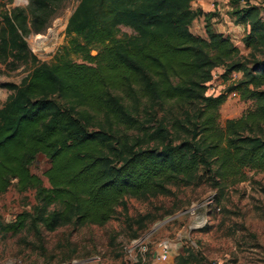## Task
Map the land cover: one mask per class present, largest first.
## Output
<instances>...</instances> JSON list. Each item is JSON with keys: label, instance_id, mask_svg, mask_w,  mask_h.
Returning <instances> with one entry per match:
<instances>
[{"label": "trees", "instance_id": "trees-1", "mask_svg": "<svg viewBox=\"0 0 264 264\" xmlns=\"http://www.w3.org/2000/svg\"><path fill=\"white\" fill-rule=\"evenodd\" d=\"M62 0H29L0 15V63L34 67L0 107V195L14 186L35 190L33 212L0 222V233L28 224L54 232L66 225H104L126 198L172 193L170 185L209 183L221 193L244 181L245 169L264 171V17L244 0L232 14L249 26L247 54L216 30L215 12L193 0H80L51 63L39 61L26 36L42 32ZM241 0H232L237 4ZM205 17L206 36L191 23ZM128 27L131 33L122 32ZM242 77L227 92L255 106L219 123L227 93L208 94L213 70ZM180 113L158 118L166 105ZM138 135H130L129 131ZM154 142V145H149ZM38 155L50 162L33 173ZM148 215L137 222L141 227Z\"/></svg>", "mask_w": 264, "mask_h": 264}, {"label": "rangeland", "instance_id": "rangeland-1", "mask_svg": "<svg viewBox=\"0 0 264 264\" xmlns=\"http://www.w3.org/2000/svg\"><path fill=\"white\" fill-rule=\"evenodd\" d=\"M232 0H193V9L215 12L211 21L215 29L230 33L241 53L247 54L243 37L246 30H233L236 5ZM262 8L264 0H251ZM80 0H62L56 5L47 28L26 36L29 48L39 61L51 63L62 45L67 43L65 28ZM16 7L29 9V0H0V15ZM204 16L190 26L196 35L206 36ZM235 29V28H234ZM121 31L131 33L128 27ZM42 40V41H41ZM34 67L31 61L0 63V107L12 91L2 87L5 82L20 83ZM223 68L213 70L208 94L227 93L219 108V123L224 126L231 118H238L255 106L252 100H243L239 94L227 92V87L242 77L234 72L229 79L221 77ZM158 111V118L170 121L179 115L177 109L166 105ZM138 135L137 131H129ZM149 145H154L151 142ZM50 167L44 155H38L31 167L41 176ZM246 179L225 187L221 193L207 182L197 185H170L172 193L148 199L127 197L124 209L117 208L115 217L104 225L76 226L73 224L46 231L42 226L28 222L19 233H0V264H264V171L245 169ZM35 190L18 192L14 186L0 195V222H12L18 213L33 212ZM215 201L206 204L210 196ZM220 207L216 211L215 207ZM148 215L141 227L138 220ZM203 215L207 222L201 225ZM167 241L169 254L159 256L160 243ZM143 243V244H142ZM142 244V245H141ZM147 245L143 252L141 247Z\"/></svg>", "mask_w": 264, "mask_h": 264}, {"label": "built area", "instance_id": "built-area-1", "mask_svg": "<svg viewBox=\"0 0 264 264\" xmlns=\"http://www.w3.org/2000/svg\"><path fill=\"white\" fill-rule=\"evenodd\" d=\"M214 201H215V199H214V195H212V196L209 197V199L207 200L206 204H212ZM215 210H216V211H220L221 208L217 206V207H215ZM207 220H208V219H206V216L203 215V217H202V221H201V225L205 224V222H207ZM142 244H143V243H142ZM142 244H141V245H142ZM141 248H142L141 250H142L143 252H145V251L147 250V245H143ZM168 254H169V244H168L167 241H162V242L160 243V253H159V256H160L162 259H166L167 256H168Z\"/></svg>", "mask_w": 264, "mask_h": 264}, {"label": "crops", "instance_id": "crops-1", "mask_svg": "<svg viewBox=\"0 0 264 264\" xmlns=\"http://www.w3.org/2000/svg\"><path fill=\"white\" fill-rule=\"evenodd\" d=\"M232 24H233V30L235 31L236 29H238L239 28V26H242L243 24H236V23H234V22H232ZM244 26V25H243ZM235 28V29H234ZM245 28V30H246V32L248 31V29H249V26H246V27H244ZM217 30V29H216ZM218 31H220V32H222V33H224L225 35H228V36H232L230 33H228V32H226V31H224V30H221V29H219ZM232 38V37H231ZM233 40V39H232Z\"/></svg>", "mask_w": 264, "mask_h": 264}, {"label": "bare ground", "instance_id": "bare-ground-1", "mask_svg": "<svg viewBox=\"0 0 264 264\" xmlns=\"http://www.w3.org/2000/svg\"><path fill=\"white\" fill-rule=\"evenodd\" d=\"M42 41V40H41Z\"/></svg>", "mask_w": 264, "mask_h": 264}]
</instances>
